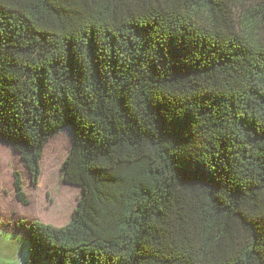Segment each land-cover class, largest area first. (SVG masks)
<instances>
[{
    "label": "trees",
    "instance_id": "16d2710c",
    "mask_svg": "<svg viewBox=\"0 0 264 264\" xmlns=\"http://www.w3.org/2000/svg\"><path fill=\"white\" fill-rule=\"evenodd\" d=\"M67 127L26 264H264V0H0V142L36 182Z\"/></svg>",
    "mask_w": 264,
    "mask_h": 264
},
{
    "label": "rangeland",
    "instance_id": "374dc122",
    "mask_svg": "<svg viewBox=\"0 0 264 264\" xmlns=\"http://www.w3.org/2000/svg\"><path fill=\"white\" fill-rule=\"evenodd\" d=\"M70 146L69 127L49 138L40 160L39 178L33 182L20 154L0 142V264H26L24 227L32 220L55 226L71 220L81 189L63 180L61 168ZM16 170L21 174L26 204L15 193Z\"/></svg>",
    "mask_w": 264,
    "mask_h": 264
}]
</instances>
